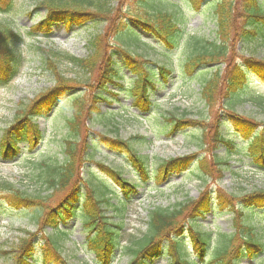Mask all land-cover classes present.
Returning <instances> with one entry per match:
<instances>
[{
	"label": "trees",
	"instance_id": "1",
	"mask_svg": "<svg viewBox=\"0 0 264 264\" xmlns=\"http://www.w3.org/2000/svg\"><path fill=\"white\" fill-rule=\"evenodd\" d=\"M15 1L0 0V15L10 12ZM209 1L213 2L215 27L212 40L187 32L185 18L176 5L183 2L198 10ZM112 2L36 0L35 10L41 9L45 15L28 32L15 29L0 18V85L10 83L22 68L19 46L23 36L47 38L50 28L55 24H63L66 28L95 23L105 26L102 34L90 38L87 43L89 55L84 59L67 54L60 56L52 51L43 52L46 55L45 67L52 74L54 85L38 94L25 108L18 110L13 125L0 134L1 161H13L19 156L17 145L20 141H28L30 149H33L42 139L35 120L46 117L58 100L72 93L78 84L92 92L86 96L83 90L82 93H72L71 98H68V102H72V115L66 120V126L73 140L63 143V162L44 164V185L51 193L45 196L39 193L26 194L6 182H0V214L3 208L9 207L13 211L26 212L41 228L52 229L54 240H51V236L46 237L45 246L49 249L43 252V264H67L60 256L59 249L69 233L58 230V226L70 217L77 218L88 234L83 248L94 255L95 264H112L116 253L128 257L127 264H152L160 257L166 258V264H239L243 259H249L254 264H264V233L257 230L260 224L249 220L253 210H264V190L236 196L217 186L214 189L209 186V183L214 184L223 176L222 167L226 165L225 158L214 153L219 145H224L230 153L239 151L249 160L248 164L252 168L264 172V130H258L260 124L254 119L234 111L249 73L264 83V60L244 56L236 46V43L243 42L244 48L264 38V0H135L139 8L132 11L121 6L118 8ZM162 5L171 10H165ZM27 15L30 16V13ZM137 31L150 35L168 50H174L184 41L183 47L186 50L189 48L190 53L180 71L184 70L188 76L208 64L214 65L211 76L201 86L200 94L205 107L213 114V119L209 122L183 120L184 113L182 118L171 113H167V118H164L168 122V134L187 127L198 128L201 145L208 147L204 151L205 155L192 154L161 160L151 173L148 172L146 157L138 155L128 140H111L99 136L90 146L87 143L88 129L83 127L87 121L91 122L96 116L104 115L98 109V104L107 101L104 92L112 94L108 92L109 85H115V80H125L121 72L123 69L128 70L132 76L129 80L132 83L131 90L128 92V96L134 99L132 107L141 114L155 110L156 105L150 101V94L155 84L166 81L170 70L151 61L140 60L123 47L111 45V38L137 43L141 38ZM117 56L120 62H115ZM57 58L80 69L85 79L78 83L64 78L57 70ZM94 73L97 78L91 82L90 76ZM218 107L224 111L226 124L235 137L243 140V146L234 145L224 136ZM98 143L128 161L143 182L153 180L161 184L169 174L183 172L193 164L203 190L194 200H187L171 209L150 211L147 215V228L142 236L134 241L129 240L128 246H121V225L111 224L109 218L104 216V208L110 206L109 200L77 175L83 162L89 160L87 149L99 150ZM98 167L118 183L124 198L128 199L136 192L135 187L128 184L120 173L101 164ZM71 183L68 193L53 205L52 196L62 193ZM80 189L84 191L80 192ZM210 213L230 215L232 231L213 233L203 230L204 226L199 222ZM32 237L28 235L21 239L19 245L10 251L13 254L11 264H29L26 260L32 257ZM186 242L199 262L186 254ZM210 252L211 258L206 263Z\"/></svg>",
	"mask_w": 264,
	"mask_h": 264
},
{
	"label": "rangeland",
	"instance_id": "2",
	"mask_svg": "<svg viewBox=\"0 0 264 264\" xmlns=\"http://www.w3.org/2000/svg\"><path fill=\"white\" fill-rule=\"evenodd\" d=\"M112 3L118 8L121 6V8L129 11L139 8L135 0H113ZM35 4L36 0H16L13 9L4 15H0V18L10 23L15 29H21V31L25 29L27 31L30 26L44 17V11L34 10ZM176 5L183 18H185L187 32L204 39L214 38L213 2L205 3L198 10L190 8L183 2H178ZM163 8L171 10L168 6H163ZM22 12H24L23 15H21ZM28 12L30 16H27ZM104 28L105 26L99 23L69 29H65L61 25H55L51 30L49 39L41 37L24 39L19 46L20 58L22 59L20 74L13 82L0 86L1 131L12 125L18 110L25 108L38 94L54 85V78L45 67L46 55L43 52L52 51L60 54V56L67 53L76 58L84 59L89 55L87 43L90 38L95 34H102ZM183 42L174 50H168L148 35H143L141 42L137 43L111 38L113 47H123L134 55L140 56L142 60L165 65L171 70L167 82L156 85L151 101L157 103L158 108L148 116L154 118L155 115L169 112L176 117H181L184 113V119L199 118L209 122L213 119V114L200 99V86L205 79L209 78L212 68L211 65L205 67L200 70V72H203L202 74H193L190 79H187L186 75L184 76L186 79L180 77V68L190 53L189 48L188 50L184 49ZM242 43H236L240 54L250 55L255 60H264V38L261 41L250 43L244 48ZM114 60L120 62V57L117 56ZM55 61L58 72L64 78L78 83L85 79V74L69 62L62 58H57ZM121 72L127 80L118 82L116 86L109 88L118 94L116 97L106 94L108 102L112 103L103 105L100 108L102 112H107L108 116L98 118L99 120H96L93 124H83V127H89L88 143H91L94 139L96 140L97 134H104L109 138L116 137L121 140H129L131 146L137 150L139 155L147 157L148 168L151 167L153 170L157 167L159 160L187 156L207 149L206 146H201L200 134L197 129L176 130L167 136L165 133L169 131L168 122L164 123L158 118L147 123L146 120L131 118L129 113L132 111L123 108L128 109L132 102V99L125 96L131 86L128 79L131 80L132 76L124 70ZM96 78L97 75L94 73L90 76V81L93 82ZM78 85L72 93L78 94L79 91L82 93L85 90L84 93L86 92L87 96L92 92L90 89H83V85ZM72 93L60 100L58 108L47 117L48 121H38L40 130L44 131V136L33 150L23 151V157L11 163L0 161V182L9 183L15 189L26 194L39 193L41 196L49 194L44 185L46 170L44 164L50 165L55 161L58 163L63 162V143L73 140L72 135L69 134V127L66 126V120L70 119L72 115L71 103L67 101L68 98H71ZM263 103L264 83L253 74H249L240 101L234 105V111L262 123V128H264ZM116 110H120V112L114 113ZM218 112L221 118L222 130L232 138L233 144L243 146L244 143L240 138L235 137L230 127L222 126V123L226 120L220 108ZM150 127H152V131ZM158 131L161 134L154 135V132ZM81 132H83L82 129ZM135 136H143L144 140L130 139ZM90 143L89 145H91ZM19 146L21 149L26 148L27 143H20ZM90 152V150L87 151V154ZM93 152V156L89 158L83 169V178H88L89 183L97 190L107 188L111 208L104 215L112 217L111 223L121 225V246H128L129 240L134 241L142 236L147 228V215L150 211L171 209L187 200L196 199L202 191L201 182L197 176L198 172L193 166H190L183 173L170 174L164 183L155 185L151 181L140 182L142 180L137 177V174L122 157L105 150L102 152L93 150ZM216 153L220 157L225 156L227 164L224 166L223 176L215 182V186L236 196L245 195L255 190H264V172L255 171L249 166V161L245 155L239 153V151L230 153L222 145L219 146ZM97 163L122 173L125 179L137 185L136 193L131 194L128 199L124 198L116 182L104 175ZM87 173L88 175H85ZM68 190L57 193V195L53 194L52 204L58 202ZM119 202L124 203V208L120 207ZM50 206H52L51 203ZM119 213L121 214L119 215ZM249 220L251 223L260 224L262 228L259 227L257 230L261 234L264 233V210H253V213L249 215ZM199 223H203V230L205 231L226 233L232 231L230 216L226 214L215 217L207 215L205 220ZM61 228L71 230L69 238L61 243L62 247L59 251L67 264H89L94 260L92 254L82 251L81 247L86 244L88 234L81 229L78 219H67V223L61 225ZM36 231L37 235L33 238L32 252L36 264H41L43 254L41 248L43 245L42 238L43 236H53L51 230L45 229L44 235H39L35 223L26 212H15L3 208V212L0 214V264H11L13 254L10 251H13L19 245L20 239L26 238L25 232L34 234ZM51 240H54V236ZM262 240H264V236ZM185 249L189 258L199 262L187 242ZM211 254L212 252L207 255L206 263L211 258ZM118 256L116 254L113 264L128 263V257ZM166 261V258H160L154 264H166ZM239 264H254V262L243 259Z\"/></svg>",
	"mask_w": 264,
	"mask_h": 264
}]
</instances>
